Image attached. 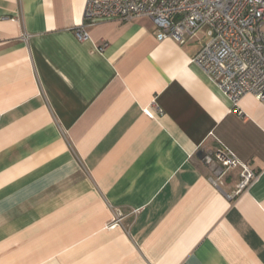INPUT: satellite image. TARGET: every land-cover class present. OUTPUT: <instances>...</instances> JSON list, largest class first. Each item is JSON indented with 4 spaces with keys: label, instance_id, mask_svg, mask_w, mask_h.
<instances>
[{
    "label": "crops",
    "instance_id": "crops-1",
    "mask_svg": "<svg viewBox=\"0 0 264 264\" xmlns=\"http://www.w3.org/2000/svg\"><path fill=\"white\" fill-rule=\"evenodd\" d=\"M85 2L0 0V264H264V102L146 17L78 41Z\"/></svg>",
    "mask_w": 264,
    "mask_h": 264
},
{
    "label": "built area",
    "instance_id": "built-area-1",
    "mask_svg": "<svg viewBox=\"0 0 264 264\" xmlns=\"http://www.w3.org/2000/svg\"><path fill=\"white\" fill-rule=\"evenodd\" d=\"M138 17L148 18L158 28V40L172 37L182 43L186 38L206 37L193 62L237 113L246 94L264 102V0H86L74 35L84 41L88 27L97 21ZM207 155L215 181L227 170L240 168L229 197L240 194L256 178L255 171L228 149Z\"/></svg>",
    "mask_w": 264,
    "mask_h": 264
},
{
    "label": "water",
    "instance_id": "water-1",
    "mask_svg": "<svg viewBox=\"0 0 264 264\" xmlns=\"http://www.w3.org/2000/svg\"><path fill=\"white\" fill-rule=\"evenodd\" d=\"M197 156L200 159H202L204 163H207V160H208L209 157L204 151H202V150L198 151Z\"/></svg>",
    "mask_w": 264,
    "mask_h": 264
},
{
    "label": "rangeland",
    "instance_id": "rangeland-1",
    "mask_svg": "<svg viewBox=\"0 0 264 264\" xmlns=\"http://www.w3.org/2000/svg\"><path fill=\"white\" fill-rule=\"evenodd\" d=\"M263 31H264V26H263Z\"/></svg>",
    "mask_w": 264,
    "mask_h": 264
}]
</instances>
